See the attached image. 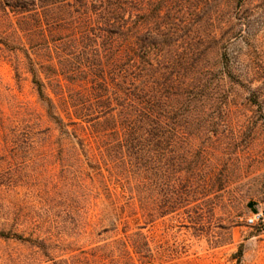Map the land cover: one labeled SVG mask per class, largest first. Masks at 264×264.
<instances>
[{
    "label": "rangeland",
    "instance_id": "obj_1",
    "mask_svg": "<svg viewBox=\"0 0 264 264\" xmlns=\"http://www.w3.org/2000/svg\"><path fill=\"white\" fill-rule=\"evenodd\" d=\"M132 3L126 11L138 23L169 33L170 55L189 66L180 75L200 79V105L171 112L167 135L149 145L146 179L128 174L98 163L85 131L62 132L38 95L32 70L66 122L58 97L82 91L77 59L63 64L0 32V264H87L95 247L137 231L147 237L148 264H264V0ZM137 183L151 189L150 223L125 216L128 206L138 210ZM177 192L186 206L160 215Z\"/></svg>",
    "mask_w": 264,
    "mask_h": 264
},
{
    "label": "trees",
    "instance_id": "obj_2",
    "mask_svg": "<svg viewBox=\"0 0 264 264\" xmlns=\"http://www.w3.org/2000/svg\"><path fill=\"white\" fill-rule=\"evenodd\" d=\"M132 4V0H0V32L32 41L35 47L54 53L63 64L77 59L74 70L78 77H74L82 91L76 96L69 92L66 97H58L67 121L53 114L54 104L45 94L46 84L32 70L40 99L62 132L69 134L64 130L67 126L85 131L86 139L98 149L99 154H94L99 156L98 163H111L128 174L143 173L146 179L151 170L150 143L155 137L167 135V122L174 109L200 105V79L180 75L179 69L189 66L170 55L169 33L138 23L137 16L126 11ZM148 17L144 15V21ZM103 51L109 55L108 65L115 75L111 81L103 70ZM58 85L61 87L60 82ZM115 85V92L111 91ZM123 144L130 145L132 153L124 155ZM115 147L120 148L117 157L111 153ZM180 173H176L175 180L182 179ZM130 190L132 196H137L138 210L128 206L129 214L125 216L152 222L156 211L150 203L149 185L137 183ZM182 200L177 192L171 205L161 207L159 214L184 208ZM120 208L122 215L127 207ZM151 257L147 237L137 231L95 247L83 260L87 264H148ZM66 262L54 264H69Z\"/></svg>",
    "mask_w": 264,
    "mask_h": 264
},
{
    "label": "built area",
    "instance_id": "obj_3",
    "mask_svg": "<svg viewBox=\"0 0 264 264\" xmlns=\"http://www.w3.org/2000/svg\"><path fill=\"white\" fill-rule=\"evenodd\" d=\"M260 216V214H257L256 215V217H254V218H257V217H259ZM253 221V219L251 218V219H249V222H252Z\"/></svg>",
    "mask_w": 264,
    "mask_h": 264
}]
</instances>
